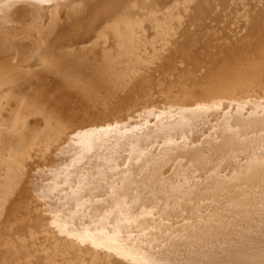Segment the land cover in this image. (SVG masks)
<instances>
[{"label":"bare ground","instance_id":"1","mask_svg":"<svg viewBox=\"0 0 264 264\" xmlns=\"http://www.w3.org/2000/svg\"><path fill=\"white\" fill-rule=\"evenodd\" d=\"M0 264H264V0H0Z\"/></svg>","mask_w":264,"mask_h":264},{"label":"rangeland","instance_id":"2","mask_svg":"<svg viewBox=\"0 0 264 264\" xmlns=\"http://www.w3.org/2000/svg\"><path fill=\"white\" fill-rule=\"evenodd\" d=\"M51 194H53V195H51ZM51 194H50V196H52V198H49L48 203H47L49 206H51V205L54 203V201H53V203H52L53 196L58 195V192H57L56 190H53V192L51 191ZM34 202H35V201H34ZM34 202H33V203H34ZM33 203H32V204H33ZM34 204H35V203H34ZM37 204H38V203H37ZM15 258H16V257H15ZM17 260H18V259H17ZM15 262H16V261H15Z\"/></svg>","mask_w":264,"mask_h":264}]
</instances>
